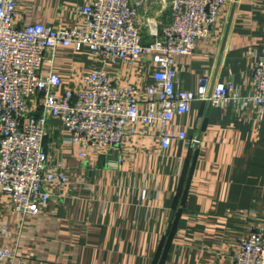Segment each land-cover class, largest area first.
I'll return each mask as SVG.
<instances>
[{
    "label": "crops",
    "instance_id": "obj_1",
    "mask_svg": "<svg viewBox=\"0 0 264 264\" xmlns=\"http://www.w3.org/2000/svg\"><path fill=\"white\" fill-rule=\"evenodd\" d=\"M90 2L24 0L19 18L82 28L79 10ZM170 2L142 0L137 22L145 42L168 21ZM263 53L264 0H227L194 55L176 58L178 82L196 91L202 77L231 81L252 95ZM156 68L151 56L127 62L69 47L44 71L60 75L62 96L87 92L86 73L105 71L134 91L147 114ZM49 124V172L65 180L46 182L49 199L39 201L36 215L15 212L12 196L0 191V249L16 255L0 264H234L241 238L264 226V111L257 104L221 109L194 102L170 122L175 137L168 148L160 122L128 123L120 151L71 143L61 121ZM181 133L199 144L188 148Z\"/></svg>",
    "mask_w": 264,
    "mask_h": 264
},
{
    "label": "built area",
    "instance_id": "obj_2",
    "mask_svg": "<svg viewBox=\"0 0 264 264\" xmlns=\"http://www.w3.org/2000/svg\"><path fill=\"white\" fill-rule=\"evenodd\" d=\"M23 1L0 0V191L12 196L15 212L38 214L39 201L49 199L46 182L65 180L62 174L49 172L45 145L52 134L51 121L68 128L71 143L120 151L126 125L140 121L160 122L162 144L168 148L175 137L168 129L170 122L189 113L194 102L221 109L254 103L264 111V53L252 75L256 90L252 95L243 96L231 81L213 84L202 77L196 91L183 89L178 82L176 58L194 55L227 0H171L168 21L149 42L137 22L142 0H91L79 10L86 26L65 30L23 24L19 18ZM69 47L127 62L151 56L157 68L148 88V113L140 111L131 88H119L105 71L86 73L87 92L67 90L60 95L62 78L44 69L53 64L59 49ZM177 138L188 148L200 142L186 133ZM15 256L0 249L2 261ZM234 264H264V226L241 238Z\"/></svg>",
    "mask_w": 264,
    "mask_h": 264
}]
</instances>
